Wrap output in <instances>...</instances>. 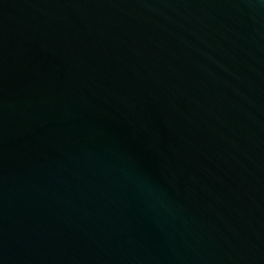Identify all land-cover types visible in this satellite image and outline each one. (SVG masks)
Instances as JSON below:
<instances>
[{
    "label": "water",
    "instance_id": "1",
    "mask_svg": "<svg viewBox=\"0 0 264 264\" xmlns=\"http://www.w3.org/2000/svg\"><path fill=\"white\" fill-rule=\"evenodd\" d=\"M0 264H264V0H0Z\"/></svg>",
    "mask_w": 264,
    "mask_h": 264
}]
</instances>
